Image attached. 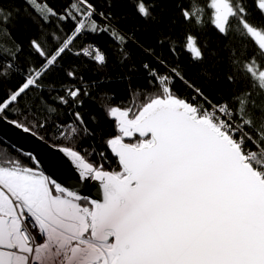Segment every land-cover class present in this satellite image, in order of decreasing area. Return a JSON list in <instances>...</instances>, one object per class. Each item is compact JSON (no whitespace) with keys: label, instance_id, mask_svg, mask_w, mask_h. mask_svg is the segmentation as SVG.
Segmentation results:
<instances>
[{"label":"trees","instance_id":"trees-1","mask_svg":"<svg viewBox=\"0 0 264 264\" xmlns=\"http://www.w3.org/2000/svg\"><path fill=\"white\" fill-rule=\"evenodd\" d=\"M260 1L224 0L218 21L212 0H0V115L121 176L109 142L139 138L124 135L113 110L133 119L170 97L201 111L224 107L264 180ZM24 167L36 169L32 156L0 138V168Z\"/></svg>","mask_w":264,"mask_h":264},{"label":"water","instance_id":"water-1","mask_svg":"<svg viewBox=\"0 0 264 264\" xmlns=\"http://www.w3.org/2000/svg\"><path fill=\"white\" fill-rule=\"evenodd\" d=\"M112 114L148 139L109 142L121 176L1 115L0 138L32 156L60 198L89 202L88 237L111 245L112 264H264V180L227 135L176 97L151 100L133 119ZM8 220L0 215V264H13ZM63 263L101 264L96 250L77 244Z\"/></svg>","mask_w":264,"mask_h":264},{"label":"built area","instance_id":"built-area-1","mask_svg":"<svg viewBox=\"0 0 264 264\" xmlns=\"http://www.w3.org/2000/svg\"><path fill=\"white\" fill-rule=\"evenodd\" d=\"M84 52L87 56L91 55L97 62L101 61V55L95 47H87ZM192 108L198 119H205L214 129L227 135L239 148L245 161L251 165L254 152L243 149L241 139H233V135L237 132L233 125H228L224 107L211 105L203 111L199 106ZM6 170L8 173L0 172V215L7 216L9 219L8 226L11 233L10 241L14 246V257H23L25 264H64L70 247L77 244L87 249L96 250L99 263L112 264L114 255L111 245L97 242L89 238L88 234L86 235L88 223L90 225L91 220V207L88 209L71 201L63 203L64 212L60 215L61 219L68 225H73L76 221L73 217L77 212L82 219L81 231L75 236L52 237L41 228L36 215L27 203L30 190L34 191L37 188L36 183L30 185L15 173L17 170L31 173L32 170L28 167L7 168ZM47 209H51V205H47ZM59 241L63 242L61 249L58 248Z\"/></svg>","mask_w":264,"mask_h":264},{"label":"crops","instance_id":"crops-1","mask_svg":"<svg viewBox=\"0 0 264 264\" xmlns=\"http://www.w3.org/2000/svg\"><path fill=\"white\" fill-rule=\"evenodd\" d=\"M114 119L116 120V117H114ZM31 170V173H33L37 169ZM28 183L34 185L35 182L29 180ZM36 187V190H30L27 203L36 215L41 228L45 232H48L52 237H61L63 235L75 236L80 233L82 226V219L80 217H75L76 214H74L73 218L76 221L73 225H68L60 217L61 213L64 212L63 203L67 200L53 196L49 187L47 189L39 183H36ZM47 205H51V209H47ZM47 216H50L51 220H47Z\"/></svg>","mask_w":264,"mask_h":264},{"label":"rangeland","instance_id":"rangeland-1","mask_svg":"<svg viewBox=\"0 0 264 264\" xmlns=\"http://www.w3.org/2000/svg\"><path fill=\"white\" fill-rule=\"evenodd\" d=\"M212 5H213V8L215 9V13L217 14V20L220 21L224 17V14L226 13L227 6H226L224 0H212ZM260 7L262 8V10L264 12V3L262 1H260ZM113 112H116V110H113L112 113ZM119 114L122 115L123 113H119ZM122 130H123L124 135H126V136H130V134H132L128 130H124V129H122ZM137 142L138 141H135L134 144H136ZM6 169L7 168H5V169L0 168V172L8 173V170H6ZM15 173L17 175H19L20 179H22L25 182L26 181L28 182L29 180H31L35 183L41 184L42 186H44L48 189V181H47L46 177L41 172H39L38 170H35L33 173L22 172L20 170H17ZM84 207H87L88 209H90V207H88V206H84ZM75 214H77V217H80V214L78 216L77 212H75ZM50 218H51L50 216H47V220ZM88 231H89V223H88ZM59 244H62L61 247L63 246V242H59ZM61 247H59V248H61ZM13 264H25L24 258L23 257H14L13 258Z\"/></svg>","mask_w":264,"mask_h":264},{"label":"flooded vegetation","instance_id":"flooded-vegetation-1","mask_svg":"<svg viewBox=\"0 0 264 264\" xmlns=\"http://www.w3.org/2000/svg\"><path fill=\"white\" fill-rule=\"evenodd\" d=\"M116 118H119L118 115L115 116ZM148 141V139H139L138 142L136 144H134L135 146H139L140 144H142L143 142ZM133 145V144H132Z\"/></svg>","mask_w":264,"mask_h":264},{"label":"bare ground","instance_id":"bare-ground-1","mask_svg":"<svg viewBox=\"0 0 264 264\" xmlns=\"http://www.w3.org/2000/svg\"><path fill=\"white\" fill-rule=\"evenodd\" d=\"M61 196V195H60ZM60 196H55L56 198H60ZM62 199V198H61Z\"/></svg>","mask_w":264,"mask_h":264}]
</instances>
